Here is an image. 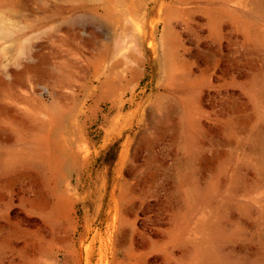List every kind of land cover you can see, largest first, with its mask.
Listing matches in <instances>:
<instances>
[{"label": "rangeland", "instance_id": "374dc122", "mask_svg": "<svg viewBox=\"0 0 264 264\" xmlns=\"http://www.w3.org/2000/svg\"><path fill=\"white\" fill-rule=\"evenodd\" d=\"M0 264H264V0H0Z\"/></svg>", "mask_w": 264, "mask_h": 264}]
</instances>
